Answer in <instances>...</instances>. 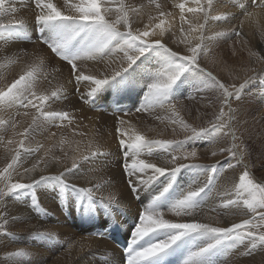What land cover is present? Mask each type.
Masks as SVG:
<instances>
[{
    "label": "snow or ice",
    "instance_id": "snow-or-ice-1",
    "mask_svg": "<svg viewBox=\"0 0 264 264\" xmlns=\"http://www.w3.org/2000/svg\"><path fill=\"white\" fill-rule=\"evenodd\" d=\"M7 0H0V33L12 34L16 30L24 29L27 26L25 20L8 19L16 10L10 4L6 7ZM34 3L36 10L34 22L44 28L53 30V36L49 40L39 41L49 52L47 63L58 58L64 62L70 71V81L74 83L77 93L81 87L87 91L81 94V100L88 103L96 94L108 85L111 81L123 77L129 69L136 64L140 57L151 50H162L165 63L155 70L152 81L147 85L141 105L135 110L137 113L155 111L157 109L171 113V123L179 124L185 135L181 140L175 139H151L139 131L130 130L124 127L128 122L124 119L117 121L115 132L119 137L118 146L127 150L123 167L126 182L132 193L138 197L139 193L155 183L162 176L169 178L168 184L163 187L160 193L154 197L153 204L146 207L139 216V220L132 231L129 246L125 250L127 254L126 264H165V261L176 255L180 250H187V256L183 264H207V259L220 250L222 247H231L233 242L243 243L245 240L251 243L254 250L257 245L264 247V183L257 182L248 170V165L244 163L246 153L233 143L231 147H221V153L229 154L228 169H236L242 165L243 170L238 180L232 182L231 191L217 192V195L224 197L221 205L225 208L234 206L247 209L251 213V218L243 219L240 223H232L230 226H214L212 223L201 222L197 219V211L205 203L199 198L201 194L210 189L209 197L217 188V170L221 167V162L216 164L203 165L188 163L197 157L195 148L188 150L185 148L189 141L194 138L205 136L210 143H215L217 137L231 136L233 141L237 139L232 127L233 109L231 101L233 98L239 99L242 90L252 81V77L245 79L244 83L229 85L218 79L211 71L201 66V58L206 57L211 46L218 38L223 37L226 32L218 31L214 35H207L209 21H223L231 13L224 12L220 15H213L215 11L214 0H195V7H187L184 3L176 5L180 10V20L185 22V10L202 17L204 23H197L195 26L189 22L188 32L193 35V40L187 36H181L175 41L176 47H170L168 41L175 35L171 27H162L165 21L161 19L156 24H143L140 18L139 8L131 4L122 5L113 10L108 0H79V3H69L64 0L63 5L58 7L53 0H30ZM149 5H155L160 17L169 15L161 9V5L156 0H148ZM238 5H243V0H235ZM252 5L264 9V0H251ZM249 15H252L249 13ZM114 17V18H113ZM155 20L156 17H149ZM143 25V27H141ZM57 26H63L64 31H56ZM159 29V31H157ZM181 26V32L183 33ZM237 36L240 33L231 29ZM6 42V41H5ZM183 45L186 51H180ZM20 57V53L16 54ZM105 58H108L105 61ZM93 60L97 62L105 61V70L102 73H88L82 66V61ZM112 65H115L113 67ZM47 66L45 60L39 63L40 72L35 68L25 70L17 79L0 88V112L9 115L3 123V132L11 130L14 137L19 140L9 138L8 145H16L13 150L11 162L0 171V178L5 181V187L0 189V202L10 194L22 189H31L40 181L51 177L63 185H68L67 174L77 169L82 161L88 160L98 154H104L102 146L93 148L88 145L86 151L74 158L71 167H65L56 175L29 176L30 182H11L14 172L18 173L22 167V159L31 157L39 151V147L33 149L27 146L31 139L32 130L37 124L48 123L55 126L57 121L71 122L70 114L67 111L50 110V104L62 97L64 87L48 91L36 90V83L42 70ZM198 70L202 77V87L197 91L209 90L216 94V99L221 102L215 120H209L210 127H195L179 118L177 111L178 101L172 102L168 98L169 91L181 77L189 70ZM54 72L61 69L53 68ZM48 75H51L49 73ZM228 111L225 112L224 108ZM19 109H25L24 116L31 115V123L23 129L17 131L18 124L11 114L20 115ZM28 109H33L34 114H30ZM159 119V116L156 117ZM180 147L174 148L173 146ZM42 147V146H41ZM154 151H161L164 155L160 159L150 158ZM212 156L217 155V151H212ZM146 156L147 158H142ZM235 160V164L231 161ZM130 161V162H128ZM45 168L57 163L54 156L48 160L41 161ZM37 165L31 169L24 167V175L36 172ZM186 168H202L207 170V175L203 179H197L190 184L180 196L170 203L166 208L158 206V202L163 200L175 182L176 176ZM110 184L97 181L92 187L79 188V191L88 198L89 201L98 200L105 207L120 206V201L111 194L107 199L102 195L103 191ZM75 187V185H72ZM100 194L99 197L97 194ZM167 213H172L180 220L166 218ZM184 218H192L185 220ZM34 235L43 236L47 233L36 232ZM203 238V239H201ZM196 243L195 248L189 245ZM27 250L19 249L15 252L6 253L7 256H21Z\"/></svg>",
    "mask_w": 264,
    "mask_h": 264
},
{
    "label": "rangeland",
    "instance_id": "rangeland-1",
    "mask_svg": "<svg viewBox=\"0 0 264 264\" xmlns=\"http://www.w3.org/2000/svg\"><path fill=\"white\" fill-rule=\"evenodd\" d=\"M57 1L62 3L64 2V0ZM127 1L136 3L138 6L142 5L144 2H147V0ZM27 2L28 0H7V3L16 10L14 13L8 16V19H12L14 16L22 17L23 13L25 12L29 20L35 24L34 28L35 31H37V24L34 22L36 10H27L25 8ZM156 3L161 5V9L166 13H169V15L164 16L167 18L164 19V17H160L159 12L155 10L153 12L154 17H156L154 22L158 23V21H160L161 19H163L165 23L167 21L171 22L172 24L168 27H171L175 32L172 40L168 41L169 46L175 48V41L180 39L182 35L187 36L188 39L193 40V43H195L193 35L189 34L188 32L189 22H191L193 26H195V24L197 23H204L202 17H196L193 13H188L185 10L186 20L182 24L180 20V10L176 7V5L180 3H184L186 5V9L187 7H193L195 5V0H156ZM214 5L216 6L217 10L213 12V15H220L224 12H229L231 13V15H229L223 21H209V28L206 34L211 36L218 31H223L227 34H225L223 37L218 38L217 42L213 46H211L210 50L207 53V56L201 58V66L206 68L208 71H211L213 75H215L222 82H225L229 85L235 84L237 87L239 86V84L244 83V80L246 78H253L252 81L249 82L242 90L239 99L233 98L231 101V107L233 109L232 127L237 137L235 141H233L230 135L226 137L220 136L217 137L215 144H213L210 143V140L205 138V136H201V138H194V140H191L188 142V144H186V146L189 148L188 145H190L193 141L197 140L195 142H198L199 140V142H201L200 145L193 147L196 148V158H198L200 162L208 164L212 159L216 160V163L217 161L221 162V167L218 169L219 175L217 176V188L214 190L217 195V192H223L225 190L231 191L232 182L238 180V177L243 170L242 165L237 166L234 170L228 169L226 165L227 163H229V154L227 152L221 153L219 151L221 147L228 148L231 147L233 143L237 144L240 149L246 153V159L244 163L248 165V170L250 171L252 177L257 182L264 183V70L262 69V66H264V38L260 36L264 34V14L262 15L263 9H260L258 14L255 13L254 8L256 6L252 5L251 0H243L242 6L235 3V0H214ZM249 13H251L252 15H249ZM261 16L262 22L259 23L258 18ZM246 22L250 23L247 28L249 32L246 34V37L250 40L251 46H247V44L244 42V37H242L241 39V33L239 31V36L231 31V29L233 28L236 29L238 27L237 25H245ZM255 23L256 26L254 25ZM181 26L184 30L183 33L181 32ZM38 30V40L41 41L51 39L47 34L42 33V29ZM25 31L26 30L21 29L20 31L16 30L14 33L8 34V41L11 36H17L18 38H13L12 40L17 43H15V47L13 45L9 47L10 45H8V55L2 54V52H0L1 58L3 57L2 59H0V88H4L14 79H17L19 75H21L25 70L35 68L37 72H40L41 69L39 68V63L41 60H45L47 66L42 70L43 74L40 75L37 80L35 86L36 90L47 91L45 82L53 81L54 76L52 73L54 67L65 68L64 71H66V73L70 77L68 66H66L64 62L59 61L58 58L53 59L50 64L47 63L46 58L51 54L42 44H39L38 48L43 51V55L41 54V51L37 49L33 50L32 46L35 45L36 40H33V38L31 37V34H33L32 32ZM3 40L4 39L0 37V43ZM24 43H29L30 46H24L26 45ZM21 45L23 46V48L19 47ZM179 50L186 51V48L181 45ZM17 53L21 54L19 58L16 55ZM37 55L42 56L41 59ZM6 57H8V60H6ZM4 58H6V62L3 60ZM1 60L4 62H2ZM84 61L87 68H90V65H93L94 62H96L88 59ZM58 64L63 65V67H58ZM136 64L135 66L133 65L135 69L137 68ZM100 66L101 64L99 63V67H96V69L104 71L105 67ZM195 71V69L187 71L188 75L194 73V83L190 82V84L186 85L182 80L184 73L176 81L173 86L175 88H171L172 90H170L169 92L171 94L170 100H172V102H179L177 106L179 118L184 119L187 123H190L197 128L202 126L210 127L209 120H215L214 114H218L219 109L222 105L221 102L216 99L215 93L209 90H204L202 92L197 91L202 87V81L200 82V80L197 79L199 78V73ZM49 73H51V75H48ZM131 74L132 71L128 73L129 77H131ZM57 81V88L62 85L65 91L63 92L64 94H62V100L60 98L56 101L63 104L67 101V99H71L75 106L74 107L73 105L65 104L59 110L67 111L70 114L71 122H69L68 120H65L63 122L57 121L55 126L48 123L37 124L32 130L31 139L27 142V146L33 149L40 142L50 140L51 137L49 136V133L54 130H59V128L92 129L95 124L93 120L94 117H96V122L99 121L97 122V125L108 124L110 122V119L107 118L106 121L104 117L106 112L101 110H105L113 106V109L116 113L121 111L122 114L124 111V113H126L125 115H127V112L125 111L131 112V107H134H129L128 104H124L125 100H123L122 103V106L124 108L122 106V109L118 107L119 97H116V95L114 97V94L111 93V87H115L113 85H107L98 92L102 94L101 96L104 97L105 100L110 99L111 101L105 105L104 109H102L103 107H101L102 104L98 106L95 105L93 107L89 106V108L85 107L83 104L80 106L81 102L78 101V95L80 93L76 92L75 87H71L72 94L70 95L66 91L65 82H62L61 78L57 79ZM60 81L62 84L60 83ZM111 95H113L114 98ZM107 96H109V98ZM143 98L144 96H142V98L140 97L137 100L139 105H141ZM76 102L77 104H75ZM93 102L94 101L88 103ZM66 105L67 107H65ZM94 107L96 109H94ZM125 107L128 110H126ZM52 108L53 104H50V109ZM98 110L103 116L98 112ZM224 110L225 112H227V107H225ZM24 111L25 109H19L20 115L18 116L15 114V111H13L11 114V118H14L18 124L17 131H23V129L31 123V115L27 117L24 116ZM27 111H29L30 114H34L33 109H28ZM132 112L137 113L135 110H133ZM154 112L156 113V117L159 116V119L153 118L150 124H152V128L158 130L159 133L163 135V137H160V139L181 140L184 138L185 133L183 135L182 132L184 131L182 130V127L179 124L173 125L171 123V113L164 112L160 109H157V111L155 110ZM143 113H138V115H141L140 118H147L150 120L148 114L146 112ZM4 115L7 114L0 112V121H6L10 118L9 115H7V118H5ZM97 115H99L100 117H98ZM3 127V123H0V171H2L6 167L8 163V156L12 157V155L14 154L13 150L16 148L15 144L6 146L7 140L9 138L14 140L20 139V137H14L11 130L6 133L3 132ZM179 130H181L182 132H179ZM174 132L175 134L177 133L178 136L173 134ZM59 140L60 139H57V141ZM211 146H214L215 150L217 151L216 156H212L211 152H208ZM122 150L123 153H125V149L122 148ZM102 151L104 152L105 149H102ZM24 159L25 157L21 161L22 164L24 162ZM9 162H11V158ZM231 162L235 164V160H232ZM21 173L22 167L19 168L18 173L14 172L11 177H17V175L19 176L21 175ZM205 175L206 174L204 173L203 177ZM227 181L230 183V186L224 187L225 185L223 184ZM193 182L194 181H192L190 184H192ZM4 187L5 181L0 178V189H3ZM32 192H34L32 188L22 189L8 195L10 198L7 196L2 202H0V264H24V260L26 261V259H24L25 254L23 256H7L6 253L15 252L19 249L24 248V250H27L24 246V235H28L29 241L32 242V240L37 237V235H34V233L43 230L41 229L40 224L41 218L33 219L31 223V229H29L28 226L24 224V217H22L23 207H20V204V206L16 208V211L9 210V208L12 207V204L18 206V202L21 203L22 198L24 199L25 203V198L30 197ZM222 199H224V197L217 195L218 205L221 208V211L220 209L219 211L222 213V217H220L218 221L219 226H230L229 224L240 223L243 219L251 218V213L247 209L237 208L234 206H230L228 208L223 207L220 203ZM13 215L15 216V228L13 227V230H11L13 223L10 224L9 219ZM8 225L10 226V229ZM113 226L114 224L110 225V228L112 227L113 229ZM108 228L109 226L106 228V230ZM12 233L14 234V236ZM97 233L98 229L92 228L86 224V232L84 233L86 246H91L95 242ZM10 242L12 243V245ZM41 244L46 245L47 252L51 251L54 248L51 247V245L46 241ZM42 245H34L32 248L33 251L38 252ZM58 251H61V262L64 259V254L62 253L63 249L58 248ZM47 252L45 253V255H50L49 257L53 255L52 253L47 254ZM100 255L102 256V254H97V258H95L93 263L91 264H97L98 262H102L98 264H104L103 258ZM225 258L226 257H223L225 261L229 262ZM231 258L233 260V264H264V247L257 245V247L253 250L251 248V243L247 240H245L243 243L233 242ZM223 259L221 258V264H224ZM36 264L39 263L36 261ZM85 264H90L88 259H86Z\"/></svg>",
    "mask_w": 264,
    "mask_h": 264
},
{
    "label": "bare ground",
    "instance_id": "bare-ground-1",
    "mask_svg": "<svg viewBox=\"0 0 264 264\" xmlns=\"http://www.w3.org/2000/svg\"><path fill=\"white\" fill-rule=\"evenodd\" d=\"M53 3H56L58 7H61L63 5L62 2H58L57 0H53ZM69 3H79V0H69ZM108 3L113 10L119 8L122 5H128V4H131L132 6L137 8L140 7L136 3L127 0H108ZM142 5L145 6L140 11V18L143 20V24H150V23L153 25L156 24L154 20H151L149 18L150 16L154 17L153 12L156 10L155 6L149 5L148 0L147 2H144ZM102 6H104L103 0H102ZM193 7H195V5ZM214 7L215 10H217L215 5ZM25 8L29 11L35 10L34 3H30V0H28L27 4L25 5ZM260 9L261 8L259 7H255L254 8L255 13L258 14ZM263 14H264V9L262 15ZM195 16L198 17V15ZM12 19H16V20L23 19L26 21L27 26L24 28V30H26L25 32H32L33 34H31V37L33 38V40H36L35 45L32 46L33 50L37 49L41 51V49L38 48L40 44L39 43L40 40L37 39V36L39 35L38 29H42V33L47 34L49 38H52L53 36V30L44 28L42 25L39 24H37L36 27L37 31H35L34 28L35 24L29 20L25 12L23 13L22 17L14 16ZM164 19L167 18L164 17ZM7 20H8V16L4 17V21L7 22ZM258 22L259 23L262 22V16L258 18ZM171 24H172L171 22L167 21L165 25H163L162 27L167 28ZM249 25L250 23L246 22L245 25H237L238 27L236 28V30L241 33V39L242 37H244L243 39L244 42L247 44V46H251L250 40L246 37V34L249 32L247 29ZM254 25L256 26V23ZM141 27H143V25H141ZM64 30L65 28L63 26H57L56 28V31L58 32H62ZM157 31H159V29H157ZM260 36L264 38V34ZM0 37L4 39L0 43V52H2V54L8 55V45H10L9 47H11V45L15 47V43L17 42L12 40L13 38H18V37L11 36L9 38V41H8V37H9L8 33H0ZM24 44H26L24 46H30L29 43H24ZM19 47L23 48L22 45ZM41 54L43 55V51H41ZM37 56L40 59L42 57L40 55ZM2 58L0 56V59ZM6 58H4L3 60L4 61L5 59L8 60V57ZM107 59L108 58H105V61H107ZM105 61H101V62L96 61L94 62L93 65H90L91 66L90 68H87L85 61H82L81 63L82 66L87 69L86 74L88 73L96 74V73L104 72L103 70L96 69V67H99V63L101 64L100 67H105ZM136 63H137L136 64L137 68L136 69L134 68L135 66L134 64V66H132V68L129 69L128 71V73L132 71L131 77H129L128 73H126L123 77L117 78V80L111 81L108 84L115 86L113 88L111 87V93L114 94V97L115 95L116 97L117 96L119 97V100L116 99L119 101L118 103L119 108L122 109L123 100H125L126 102V103L124 102V104H128L129 107L134 106L133 108L131 107V112L129 111L130 113L128 111H125L127 112V115H125L126 113H124V111L122 114L121 111L116 113L112 106L110 108L101 111L106 112L104 116L105 120L108 118L110 119V122L113 124L109 122L108 124L102 123L103 125H97V122L99 121L96 122L95 119L96 117H94L93 120L95 124L92 129L59 128L60 131L54 130L50 132L49 136L51 137V139L42 141L39 144H37L34 149L39 147V151L36 152L31 157H25L24 162L22 164L23 166H22L21 175L19 176L17 175V177L10 178L11 182H16V180L18 181L19 179L21 182H30L29 176H38L39 174L48 175V176L56 175L60 171H62L65 167H71V163L73 159L79 158V156L86 151L88 145H91L93 148H95L96 146H102V149H105L104 154H98L94 157H91L88 160L82 161L77 169H74L71 172H69L66 177V179L69 181L68 185H63L59 181L52 179L51 177L46 178L32 187V190L34 192H32L30 197L25 198V203H24V199L22 198L21 203L18 202V206L12 204V207L9 208V210L16 211V208L19 207L20 205H21L20 207H23V214H22V217H24L23 221L24 224H26L29 229H31V223L34 218H41L40 221L41 229H43L44 231L40 230V232L48 234L43 236L37 235V237H35V239L32 240V242L29 241L28 235H24V246L27 249V253L25 254V258H24L26 259V261L24 260L25 262L24 264H29V263L36 264V261L39 264H85L86 259H88L89 263L91 264L93 263L94 259L97 258L96 257L97 254H102V256L101 255L100 256L103 258L104 264H126L123 251L115 244L116 238H124L129 244L132 231L139 220L140 213L146 207H149L153 204L154 197H156L163 189V187H165L169 182V178L167 176H162L158 181H156L155 183L144 189L142 192H140L137 197L132 193L131 189L129 188L126 182V177L124 175L123 167L125 163V155L127 150L125 149V153H123L122 148L118 146L119 137L115 132V128L117 127V121L119 119H124L125 121L128 122L126 125H124V127H127L130 130L139 131L151 139H160V137H163V135H161L158 130L152 128V124H150L152 119L156 118V113L154 111L146 112L150 117V120L147 118H140L141 115H138V113H134L132 111L136 110L137 109L136 107L140 106L137 100L145 95V92L147 91V85L152 81L155 70L159 69L164 65L165 57L163 55L162 50H160L159 52L157 50H151L145 53L144 56L140 57V59L137 60ZM112 66L115 67V65ZM58 67H63V65L58 64ZM59 69H61L60 72L53 71L52 74L54 76V79L52 82L46 81L45 87L48 92H51L52 90L57 88V82H58L57 79L61 78L62 82L63 81L65 82L66 91L71 95L72 94L71 87L74 86V83L69 82L70 77L68 76L66 71H64L65 68H59ZM262 69L264 70V66H262ZM196 71L198 72V70ZM198 77L199 78L197 77L196 78L201 82L202 77L200 76V74L198 75ZM194 79H195L194 73L188 75L187 72L184 73V76L182 78V80L186 85L190 84V82L194 83L193 81ZM86 91L87 89L82 86L80 89V94L78 95V101L81 102L80 106L83 104L85 107L89 108V106L93 107L95 105L98 106L102 104L103 106L101 105V107H103L102 109H104L105 105L111 102L110 99L105 100L104 97L101 96L102 95L101 93H97L96 96L93 97V101H94L93 103H84L80 97L81 94L85 93ZM111 96L113 97V95ZM170 96L171 94L169 93L168 94L169 100H170ZM107 97L109 98V96ZM51 104H53V108L50 110H54V111H59L62 108V106H64L65 104L74 106L71 99H67V101L64 102L63 104L57 101ZM75 104H77V102ZM67 105L65 107H67ZM94 109L96 108L94 107ZM126 110L128 109L126 108ZM97 116L100 117L99 115ZM4 117L7 118V115H4ZM180 131L181 130H179V132ZM182 133L184 135V132ZM173 134H175V132ZM175 135H177V133ZM57 139L60 140L57 141ZM195 141H193L190 145H188L189 148L186 145H184V147L188 148V150H191L193 147L201 144L199 140L198 142ZM173 147L178 148L180 146L176 145ZM212 151H216L214 146L213 147L211 146L208 152L212 153ZM163 155L164 153L161 151H154L151 154L150 158L160 159ZM52 156L56 158L57 163L45 168L44 164L41 161L48 160ZM10 158L11 157L8 156V163ZM142 158H147V157L143 156ZM186 162L203 164V165L216 164V160L213 159L209 161L208 164L200 162L198 158ZM34 164L37 165L36 172L29 173L28 175H24V167L31 169ZM204 173L207 175V170L202 168L183 169L176 176L172 188L169 190V192L164 197V199L158 202V206L161 208H166L170 203H172L175 199H177L180 196L181 191L183 193V191L190 185L192 181H196L197 179H203ZM97 181H102L110 184L103 191L102 195L105 197V199H107L111 194H115L116 199L120 201L119 207L117 206L105 207L98 200L89 201L88 198L85 197L79 191V188L92 187V185ZM72 185H75V187H73ZM223 185H225L224 187L226 186L229 187L230 183L227 181ZM209 193H210V189L206 190L204 193L201 194V197L199 199L205 203L201 206L200 209H198L196 218L199 219L201 222L212 223L214 226H216L217 224L219 225L218 223L219 218L222 217V213L220 212L221 208L218 205L216 192L214 191L211 197H209ZM97 195L100 194L98 193ZM166 218L172 220L181 219L175 217L172 213H167ZM184 219L190 220L192 218H184ZM9 221L10 224L13 223L11 229L13 230V227L15 228V223H14L15 216L13 215L9 219ZM86 224L92 228L98 229L95 242L91 246L85 245L84 233L86 232ZM112 224H114L113 229L112 227L110 228V225ZM116 224H120L121 227L120 234H117V232L115 231ZM108 226L109 228L106 230ZM44 241L48 242L51 245V247L54 248L51 251L47 252L46 245L41 244ZM196 243H199V241L194 242L193 244L189 245V247L195 248ZM34 245H42V246L40 250L36 252L33 251L32 249ZM58 248L63 249L62 253L64 254V259L61 262H60L61 251H58ZM232 248L233 245L231 247H227V246L222 247L220 250L216 251L207 259V264H221V258L223 259V257H226L225 259L229 261L227 262L223 259L224 264H233V260L231 258ZM46 252L47 254L52 253L53 255L49 257L50 255L49 256L45 255ZM186 256H187V250H185L184 252L180 250L176 255H173L172 257L168 258L165 261V264H183L184 260L186 259ZM98 263H102V262H98Z\"/></svg>",
    "mask_w": 264,
    "mask_h": 264
}]
</instances>
